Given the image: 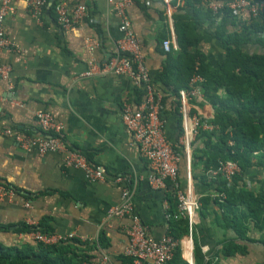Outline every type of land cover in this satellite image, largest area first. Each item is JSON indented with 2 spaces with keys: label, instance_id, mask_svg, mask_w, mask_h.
I'll use <instances>...</instances> for the list:
<instances>
[{
  "label": "crops",
  "instance_id": "crops-1",
  "mask_svg": "<svg viewBox=\"0 0 264 264\" xmlns=\"http://www.w3.org/2000/svg\"><path fill=\"white\" fill-rule=\"evenodd\" d=\"M165 1L133 0L128 9L153 79L163 71L166 61L161 35L166 33L174 46H178L174 21L168 23L166 18ZM63 2L70 10L79 6L87 8L92 21L63 28L54 11ZM174 3L171 0L173 14L177 10ZM13 7L14 13L6 18L4 29L16 51L1 55V62L12 70L9 78H0V184L16 194L0 204V244L35 245L26 233L18 230L24 224L38 226L43 219L50 218L54 232L62 236L76 234L82 241L93 242L105 232L111 247L101 252V262L106 256L108 260L104 264H121L118 260L126 256L130 243L126 232L133 224V217L108 219L107 216L111 207L121 203L123 190L128 188L134 193L133 216H138L157 240L168 235V195L173 197V205L178 206L171 191L151 186L150 166L123 123L124 104L136 110L143 100L133 80L113 73L84 76L92 66H103L115 55L116 43L122 38L121 18L107 0H47V7L39 17L22 0L14 1ZM234 15L235 18L201 22L200 49L215 67L226 56L217 32L233 33L241 31L243 25L250 27L254 23L248 12ZM262 41L253 36L246 44V51L264 54V35ZM155 84L163 95L166 138L183 154L179 170L181 185L201 202L212 184L205 177V161L196 157L198 150L206 151L205 146L201 140L196 141L197 137L191 141L190 131L194 116L211 123L215 109L204 93L198 98H178L163 85ZM224 92L220 94L225 99ZM179 102L182 105L178 106ZM39 111L51 113L63 124L62 137L70 149L85 154L93 165L104 168L103 181H90L82 170L66 167L61 153L41 156L26 152L13 136L4 133L9 130L24 137L40 136L43 132L36 119ZM180 116L183 134L178 126ZM253 157L254 165L243 174L240 187L256 193L264 190V149ZM22 198L31 204L30 208ZM215 201L201 202L202 208L192 221L185 219L189 227L179 240L182 258L189 264L196 263L195 250H199L205 261L213 264H264V229L253 222L246 239L233 230L223 234L218 228L219 208ZM230 243H233L232 253L226 256L223 247ZM203 247L209 248L206 254Z\"/></svg>",
  "mask_w": 264,
  "mask_h": 264
},
{
  "label": "trees",
  "instance_id": "trees-1",
  "mask_svg": "<svg viewBox=\"0 0 264 264\" xmlns=\"http://www.w3.org/2000/svg\"><path fill=\"white\" fill-rule=\"evenodd\" d=\"M174 6L177 8L173 20L179 50L173 49L166 53L163 71L154 79L152 78L153 83L155 88V83H159L180 98L179 90L188 88L193 76L201 75L204 78L202 90L207 101L215 109V116L211 123L217 126L218 130L199 133L196 141L201 140L206 151L198 150L199 154H196V157L200 161H205L204 173L211 168H216L220 161L227 160L237 162L243 173L241 176L234 177L231 183L223 177L209 180L205 174L212 187L201 202H212V194H218V196L225 194L224 202L215 201L219 208L218 228L223 234L233 230L241 239H246L251 223L254 222L264 229V190L255 193L240 187L243 174L254 165L255 157L253 156L264 149V54H252L245 49L253 36L257 37L261 43L263 42L264 14L256 19L253 18L254 23L250 27L243 25L241 31L228 34L217 32L226 56L215 67L200 49L199 33L201 22L213 20L212 12L201 0H184L180 4L178 0H175ZM234 14L233 11L226 9L219 15L218 21L222 18H235ZM167 37L166 33L161 35V44L168 39ZM138 90L141 99L144 100V91L141 88ZM220 91H225V99ZM180 105L179 102L178 106ZM178 126L180 134H183L181 116ZM231 139L235 143L234 146L229 145ZM176 150L182 153L179 148ZM168 198L171 212L175 213L177 207L175 203L173 205L174 199L170 195ZM49 221L50 218H45L38 226L24 224L18 233L28 234L38 229L45 233H55ZM168 224V235L176 240H181L188 233L189 226L185 219L172 218ZM231 246L233 243L223 247L224 255L231 256ZM110 247L111 241L105 232H102L98 240L93 242L70 238L55 245L30 244L22 247H5L0 244V264L100 263L103 258L101 252ZM195 255V264H213L211 261H205L201 251L195 250ZM118 261L121 264H134L132 258L124 255ZM167 264L189 263L182 258L179 247L174 258Z\"/></svg>",
  "mask_w": 264,
  "mask_h": 264
},
{
  "label": "built area",
  "instance_id": "built-area-1",
  "mask_svg": "<svg viewBox=\"0 0 264 264\" xmlns=\"http://www.w3.org/2000/svg\"><path fill=\"white\" fill-rule=\"evenodd\" d=\"M17 0H0V78H9L11 66L1 62V55L4 52L16 51L15 44L6 35L4 22L8 16L14 13L13 3ZM30 8V12L39 17L47 7V0H22ZM121 18L119 30L122 38L116 43L115 55L103 66H92L84 76L93 77L113 73L117 76H126L133 80L137 88H141L145 95L138 109H133L129 104H124L122 109V119L125 127L132 133L134 140L139 146L140 154L148 163L151 169L149 181L156 190L171 191L178 202L177 211L172 213L170 208L166 210V220L192 219L202 208V203L190 196L182 187L179 177L180 164L183 160L182 153L178 152L175 146L166 138V124L162 118L164 111L163 95L155 88L152 76L147 68L142 52V43L132 27L128 9L133 0H107ZM184 0H178L179 4ZM201 2L212 12L215 20L226 9L238 12H248L252 18H258L264 14V0H201ZM165 11L168 23L173 24V11L171 0H166ZM55 14L59 24L65 28H73L76 25L92 21L87 8L79 6L70 10L68 5L63 2L55 7ZM162 48L166 52L173 49L179 50L174 46L171 39H166L162 43ZM201 75H195L189 83V88L181 91L183 98L203 97L201 89L204 83ZM180 97V98H181ZM182 105V103H181ZM37 122L43 134L36 137H24L12 131H5L6 135L13 136L16 142L26 152H37L44 156L47 153H61L64 155L63 162L66 167L82 170L90 181H103L106 177L102 166L93 165L87 156L81 152L72 150L62 137L64 126L57 122L53 115L46 111L36 113ZM218 127L208 121L202 120L198 115L193 117L190 138L193 141L201 131H215ZM234 141H229L230 146H234ZM243 173L240 165L231 160L220 161L216 168L207 170L206 177L215 180L218 177L225 178L229 183ZM16 192L0 184V204L14 197ZM134 193L125 188L122 193V201L119 205L113 206L108 211V219L133 217V224L128 229L129 246L126 249V256L134 260V264H167L174 258L181 242L170 235L157 240L149 234L148 228L142 223L138 216L134 215ZM225 194H212V200L224 202ZM27 208L31 204L22 198ZM31 241L36 244L55 245L70 238H78L76 234L62 236L56 233H45L35 230L27 234ZM85 241V240H83ZM206 254L208 247L202 248ZM106 256L100 263L83 262L80 264H104ZM190 264H195L190 261Z\"/></svg>",
  "mask_w": 264,
  "mask_h": 264
}]
</instances>
